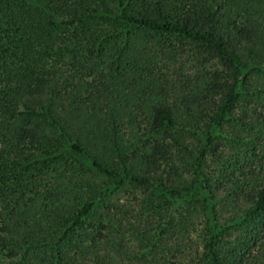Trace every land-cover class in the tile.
<instances>
[{
	"label": "trees",
	"instance_id": "trees-1",
	"mask_svg": "<svg viewBox=\"0 0 264 264\" xmlns=\"http://www.w3.org/2000/svg\"><path fill=\"white\" fill-rule=\"evenodd\" d=\"M0 255L264 264V0H0Z\"/></svg>",
	"mask_w": 264,
	"mask_h": 264
},
{
	"label": "rangeland",
	"instance_id": "rangeland-1",
	"mask_svg": "<svg viewBox=\"0 0 264 264\" xmlns=\"http://www.w3.org/2000/svg\"><path fill=\"white\" fill-rule=\"evenodd\" d=\"M0 264H11V261L6 259L3 255H0Z\"/></svg>",
	"mask_w": 264,
	"mask_h": 264
}]
</instances>
